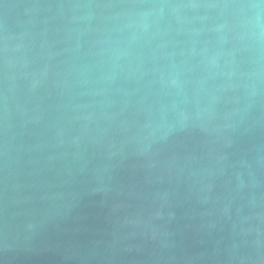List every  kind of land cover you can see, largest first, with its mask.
Here are the masks:
<instances>
[{
    "label": "water",
    "instance_id": "1",
    "mask_svg": "<svg viewBox=\"0 0 264 264\" xmlns=\"http://www.w3.org/2000/svg\"><path fill=\"white\" fill-rule=\"evenodd\" d=\"M0 264H264V0H0Z\"/></svg>",
    "mask_w": 264,
    "mask_h": 264
}]
</instances>
